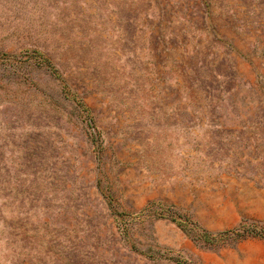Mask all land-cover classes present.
I'll list each match as a JSON object with an SVG mask.
<instances>
[{
	"label": "rangeland",
	"instance_id": "rangeland-1",
	"mask_svg": "<svg viewBox=\"0 0 264 264\" xmlns=\"http://www.w3.org/2000/svg\"><path fill=\"white\" fill-rule=\"evenodd\" d=\"M0 264H264V0H0Z\"/></svg>",
	"mask_w": 264,
	"mask_h": 264
}]
</instances>
